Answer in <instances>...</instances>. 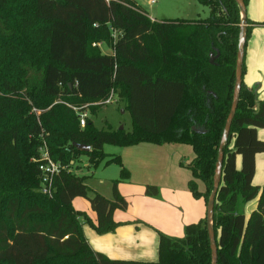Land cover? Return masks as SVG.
Returning a JSON list of instances; mask_svg holds the SVG:
<instances>
[{"label": "trees", "instance_id": "trees-1", "mask_svg": "<svg viewBox=\"0 0 264 264\" xmlns=\"http://www.w3.org/2000/svg\"><path fill=\"white\" fill-rule=\"evenodd\" d=\"M198 2L210 8L207 18L158 22L136 0H0V264H212L206 217L186 225L181 238L160 233L157 262L94 251L81 222L100 235L123 224L114 214L128 208L119 183L130 171L106 144L192 146L188 186L207 204L234 99L241 9L236 0ZM251 32L248 26L245 51ZM115 93L125 99L132 131L99 129L90 117L82 127L80 113L97 114ZM260 128L264 100L243 80L214 209L218 264H264V185L253 184L256 155L264 153ZM43 141L63 165L82 155L94 167L120 165L113 199L90 197L87 177L67 170L55 178L52 197L41 193L33 158ZM145 192L160 196L154 185ZM258 194L246 218L241 207ZM78 197L90 201L95 222L74 208Z\"/></svg>", "mask_w": 264, "mask_h": 264}, {"label": "rangeland", "instance_id": "rangeland-1", "mask_svg": "<svg viewBox=\"0 0 264 264\" xmlns=\"http://www.w3.org/2000/svg\"><path fill=\"white\" fill-rule=\"evenodd\" d=\"M150 1L151 0H136L149 17L158 22L173 19L207 18L210 15V8L207 5L201 4L198 0H156L153 4H151ZM262 29V32L258 33L257 37L253 36V31L251 32L246 49V73L244 75V82L248 80L251 82L255 81L259 76L264 78V28ZM99 47L101 51L106 54L112 52L108 43H100ZM125 105V99L115 93L113 94L111 103L105 104L95 115L89 113V117H92L93 122L99 129H107L108 124L111 123L115 129L124 126L126 131H132V117L130 112L125 110ZM260 130V133H263L264 129ZM178 145V149L169 152L175 156L177 162L184 160L187 163L186 166L188 170L186 171L192 178L188 164L193 160L194 152L190 145ZM132 149L131 147L125 148L112 144H106L104 146V151L110 156H123L128 162H131L135 157L134 153H131L134 150ZM140 149L141 148H139V150ZM147 156V153H144V160ZM262 157H264V155L258 156V170L263 168V164L261 163ZM155 159L157 158H154V160ZM174 165L178 167V164ZM73 168L77 175L87 177L86 184L90 187V197H92L95 192H98L108 199H113V180L121 179L120 165L113 163L106 166L103 162L98 167H94L90 164L89 157L82 155L73 161ZM136 179L137 181H131L129 177L128 180L119 183L120 193L127 200L128 208L126 210H117L116 218L123 223L122 225L128 224L129 222H146L156 226L155 229L159 237L160 233L177 238L183 237L184 235H179L178 230L180 229L183 233L184 229L185 233L184 226L186 225H183V220L187 216L189 217V211H195V208L198 209L199 204L197 203L198 198H196L189 189L188 185L190 180L187 181L186 187H184L181 179L177 177H175V179L174 177H169L168 179L164 178L163 175L158 176L152 174L149 176H141V174H139ZM255 182H257V180ZM199 183V190H202L203 184L202 182ZM147 185L159 187L160 196L156 200L152 199L151 196H145L144 189ZM185 192L190 195L186 205L188 212H184V209L179 206L182 204L183 193ZM259 197L260 194L250 200L248 205L253 206L257 201L259 202ZM178 198L180 201L177 204ZM74 208L89 213L92 211L90 201L83 197L77 198L74 203ZM81 222L83 223L84 230L93 229L91 224L85 223L83 220ZM96 235L99 237L100 234L96 232ZM85 238L91 246L89 237L85 235Z\"/></svg>", "mask_w": 264, "mask_h": 264}, {"label": "crops", "instance_id": "crops-1", "mask_svg": "<svg viewBox=\"0 0 264 264\" xmlns=\"http://www.w3.org/2000/svg\"><path fill=\"white\" fill-rule=\"evenodd\" d=\"M246 7H247L248 19L252 21V23H255V24H248V26L252 28V31L254 33L253 36L257 37L258 33H261L262 32L261 30H263L262 28H264V0H248ZM245 60H246V51H245ZM245 84L248 87L253 88L254 90L257 91L258 100L260 101L264 100V78H261L259 76V78L256 79L255 81L251 82L248 80L245 82ZM90 118L92 119V117ZM109 124L114 128V126L111 123ZM260 129H264V128H260ZM260 129H258V136L259 138L261 137L260 139L264 140V131L263 133H260L261 131ZM178 144L181 143H164V144L140 143L138 145L128 146L134 149V150L132 149L133 152H131L134 153L135 155L134 159L131 162H128L123 156H121V158L123 164L130 171V180L137 181L136 178L137 176H139V174H141V176L142 175L149 176L155 174L158 176L163 175L164 178H168V179L169 177L170 178L174 177V179L175 177H177L181 179L182 185L186 187L187 181H189L191 178L186 171L188 170L186 166L187 163L184 160H180L179 162H177L175 156L169 152L178 149L179 148ZM139 148L141 149L139 150ZM127 150H131V149H127ZM144 153H147L148 155L145 160H144ZM259 155H264V154L258 153L256 155V172H255L253 184L262 187L264 185V157H262L261 159L263 168L258 170ZM154 158L157 159L154 160ZM194 158H195V153L193 159ZM174 164H178L177 165L178 167H176ZM237 165L238 168L241 167L240 156H238L237 158ZM256 180L257 182H255ZM204 190H205V185L203 184V189L201 191ZM144 194L145 196H147L145 189H144ZM189 196L190 195L188 193L186 192L183 193L182 204L179 205L182 209H184V212H188L186 205ZM151 198L154 200L157 199L154 197ZM76 200L77 198L74 199L73 206ZM179 201L180 199L178 198L177 204L179 203ZM197 203H199L198 209L195 208V211L188 212L189 217L185 216L186 218H184L183 220L184 221L183 225H188L191 223L198 222L206 217L207 204L205 200L203 198L197 199ZM257 206H258V201L253 206L248 205L247 202L241 207V212L246 215V218H248L251 215V213L257 208ZM85 212L93 220L96 221V214L94 213L93 210L90 213L87 211ZM116 214L117 211L114 214L115 218H116ZM116 221L120 222L118 218H116ZM155 227L156 226H153L146 222H129L128 224L119 226L114 232H110L105 235H99V237L98 235H96V232L93 229L92 230L85 229L84 233L86 236L89 237L91 247L94 251L103 253L112 259L157 262L159 260L160 237ZM178 231L180 236L184 235V229H183V233L182 231H180V229Z\"/></svg>", "mask_w": 264, "mask_h": 264}, {"label": "water", "instance_id": "water-1", "mask_svg": "<svg viewBox=\"0 0 264 264\" xmlns=\"http://www.w3.org/2000/svg\"><path fill=\"white\" fill-rule=\"evenodd\" d=\"M236 2L239 4L240 9H241V25H240L241 27H240V32H239L236 81H235V88H234V94H233L234 99H233V103H232V107H231L228 119L225 124L222 139L220 142L218 159L216 163V174L214 177L213 190L207 202V211H206L207 229L209 233L210 247L212 250V264H218V246H217V242L215 238V231L213 227V219H214V211H215L214 209H215L217 195L220 189V184L222 181L224 146L227 143V140L230 134L231 125L235 117L239 99H240V93H241L242 82H243V64L245 61V48H246V41H247L246 34L248 30V16H247L246 3L244 0H236ZM212 60L213 58L211 57V61ZM254 92L257 94L256 90H254ZM258 108H259V104H258ZM119 129L123 130L124 126H121ZM78 148L81 151H85V152H88L91 150V147L89 145H84V144H79Z\"/></svg>", "mask_w": 264, "mask_h": 264}, {"label": "built area", "instance_id": "built-area-1", "mask_svg": "<svg viewBox=\"0 0 264 264\" xmlns=\"http://www.w3.org/2000/svg\"><path fill=\"white\" fill-rule=\"evenodd\" d=\"M156 0H151L150 3H155ZM113 94L105 101V104H109L112 101ZM76 110L80 108H75ZM89 117L88 111H82L80 113V123L84 127L86 125V118ZM33 161L38 163L40 170V187L39 191L47 196L52 197L55 188V178L63 171L74 172L73 162L69 165H63L60 162L55 161L51 155L46 141H43L40 149L39 156L33 158Z\"/></svg>", "mask_w": 264, "mask_h": 264}]
</instances>
